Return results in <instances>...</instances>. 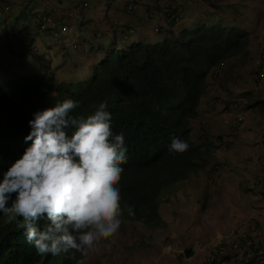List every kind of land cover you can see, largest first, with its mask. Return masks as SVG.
<instances>
[{
  "label": "crops",
  "instance_id": "crops-1",
  "mask_svg": "<svg viewBox=\"0 0 264 264\" xmlns=\"http://www.w3.org/2000/svg\"><path fill=\"white\" fill-rule=\"evenodd\" d=\"M13 1L16 7L0 20V41L16 21L23 19L27 45L34 54L26 53L19 63L6 53L0 60L4 58L9 67H18L21 72L24 68L44 69L37 65L38 60L49 61L57 75L68 72L67 80L73 81L91 74L101 55L94 48L100 46L160 42L170 30L179 32L219 23L239 27L250 37L245 52L230 58L217 82L206 86L198 116L192 122L197 168L160 195L163 202L159 199V225L150 227L127 221L115 234L118 238L108 242L105 253L100 254L99 248L86 257L77 252V264L81 260L84 264H198L208 257L211 248L230 235L243 241L258 237L264 243V67L255 64L264 47L263 12H243L237 0H225L216 7L208 0L189 4L187 0H142L144 6L132 13L125 9L129 0H89L84 9L78 8L82 0ZM156 3L161 8L153 18L150 13ZM170 3L182 4L186 11L182 21L166 31L165 15ZM41 11L69 24L70 31L60 34L59 42L53 35L38 31ZM130 26L136 28L133 35L126 32ZM74 43L79 45L78 50L70 48ZM5 47L1 41L0 49ZM65 49L68 56L64 55ZM81 49L90 53L76 52ZM62 56H66V64L57 68ZM73 62L78 63L65 68ZM10 72L0 71V82ZM215 166L219 167L214 170ZM251 224L259 230L252 231Z\"/></svg>",
  "mask_w": 264,
  "mask_h": 264
},
{
  "label": "trees",
  "instance_id": "trees-1",
  "mask_svg": "<svg viewBox=\"0 0 264 264\" xmlns=\"http://www.w3.org/2000/svg\"><path fill=\"white\" fill-rule=\"evenodd\" d=\"M0 4V20L16 7L13 0H0ZM18 21L7 31L11 35H1L6 47L0 49V58L10 54L17 63L31 51L30 45L21 49L13 46L21 41ZM122 33L127 36L125 30ZM249 42V33L239 27L224 23L199 25L178 33L170 30L160 42L98 46L94 49L101 55L92 67V75L84 80H56L47 73L53 69L49 61L38 60L37 65L45 69L24 68L21 72L18 67L12 68L9 77L0 82V180L31 146L25 137L31 131L29 121L35 113L72 99L79 104L72 114L87 117L106 102L113 135L122 133L128 149L127 161L120 165L124 171L118 185L123 209L119 231L127 221L159 225L160 195L197 168L198 149L190 137V122L198 115L206 76L221 60L244 53ZM63 52L68 56L67 49ZM62 58L57 68L65 66L66 56ZM77 63L65 68L71 69ZM68 131L71 135L72 129ZM173 138L187 142L188 150L170 152ZM129 206L133 209L131 215ZM42 225L44 220L38 222L41 230ZM257 238L250 240L253 243L259 241ZM246 243L241 240L239 246L243 248ZM259 244L248 245L249 250L244 252L251 256L243 264H264V243ZM76 253L75 259L69 258L71 254L38 255L26 241L23 218L0 213V264H77ZM202 264H237V258L221 251Z\"/></svg>",
  "mask_w": 264,
  "mask_h": 264
},
{
  "label": "clouds",
  "instance_id": "clouds-1",
  "mask_svg": "<svg viewBox=\"0 0 264 264\" xmlns=\"http://www.w3.org/2000/svg\"><path fill=\"white\" fill-rule=\"evenodd\" d=\"M88 3L89 0H82L78 8L84 9ZM208 3L214 7L222 4L210 0ZM131 4L137 7L130 9ZM143 6L144 3L137 0L125 3L126 11L131 13L138 12ZM160 8L161 5L154 15L151 9L153 18ZM179 23L167 25L165 22L166 31ZM17 27L21 31V41L14 42L13 46L21 49L27 45L25 20H19ZM135 30L134 26H130L126 32L133 35ZM38 31L53 35L59 42L60 34L70 31V26L52 14L41 11ZM78 47L74 43L70 48L77 50ZM223 60H227L228 65L230 58ZM213 67L206 76V86L217 82L227 66L214 82L209 79ZM55 73L48 72V75L59 81H67L70 77L66 78L64 74L61 80ZM78 107V102L66 99L54 107L35 113L34 119L29 121L31 131L25 137L26 142H32L31 146L26 148L22 157L8 168L3 180H0V213L23 218L26 241L34 246L38 255L71 254L69 258L75 259V253L79 252L86 257L99 242L114 236L122 224V197L118 185L124 171L120 165L127 161L125 137L122 133L113 135L111 113L106 110V102L100 103L94 114L87 117L72 114ZM240 118L242 121L243 118ZM194 119L190 122V137ZM69 129H72L71 135ZM188 148L187 142L173 138L169 151L184 153ZM218 167L215 166L214 170ZM13 194L15 198H12ZM128 213L133 214L130 206ZM40 220L45 221L42 230L38 227ZM255 227L256 230H251L257 232L258 228ZM78 264H84L83 260L78 261Z\"/></svg>",
  "mask_w": 264,
  "mask_h": 264
},
{
  "label": "built area",
  "instance_id": "built-area-1",
  "mask_svg": "<svg viewBox=\"0 0 264 264\" xmlns=\"http://www.w3.org/2000/svg\"><path fill=\"white\" fill-rule=\"evenodd\" d=\"M189 3H196L200 0H187ZM211 2L215 3V4H219L222 1L225 0H210ZM136 5L131 4L130 5V9L131 8H136ZM158 7H160V3L156 4L154 6V8L152 9V14L154 15L157 10ZM168 9L166 11V24L167 25H171L173 23L177 24L181 21L185 7L183 5L180 4H174V3H170L168 6ZM2 14V12H0V15ZM255 64L257 67L261 68L264 67V47L261 50V54L260 57L255 61ZM227 66V60H222L218 65H216L215 67H213V69L210 71L209 73V79L210 81L214 82L215 80L218 79L219 75L221 74L222 69H224ZM259 77H260V73H259ZM241 119V118H240ZM239 119V120H240ZM251 229L252 230H256V227L254 224L251 225ZM240 237L237 238L235 236H228L227 238L223 239L220 244H219V252L221 253V251H224L226 253H230L232 258H237L238 256L240 258H243L245 260H248L250 257L249 255H247L246 257L243 256V253L245 250H249L248 245H251L252 242L251 240H247V243L245 241L246 244L243 245V248H241L239 246V242L241 243ZM257 242L259 243V241L257 240ZM221 255V254H220ZM251 256V255H250Z\"/></svg>",
  "mask_w": 264,
  "mask_h": 264
},
{
  "label": "rangeland",
  "instance_id": "rangeland-1",
  "mask_svg": "<svg viewBox=\"0 0 264 264\" xmlns=\"http://www.w3.org/2000/svg\"><path fill=\"white\" fill-rule=\"evenodd\" d=\"M138 2H141L142 0H137ZM144 1V0H143ZM106 3H108V2H113V1H105ZM237 3H238V6L241 8V10L243 11V12H245L246 10H249V11H253V12H255L257 15H258V12H263L264 13V0H237ZM109 7V6H108ZM107 9V8H106ZM203 25H205V24H203ZM74 49V48H73ZM78 50V49H77ZM35 52V51H34ZM76 52H80V53H90V51L88 50V49H86V50H84V49H81V50H79V51H76ZM32 54H34L33 52L32 53H30V56L32 55ZM36 55H37V59H40V55L39 54H37V52L35 53ZM90 57H91V59H93L94 58V55L93 54H90L89 55ZM43 58V57H42ZM33 62H35V60H33ZM54 67V66H53ZM44 69H45V67H44ZM8 70H12V68L11 67H9V63H7L6 62V60L4 59V58H2L1 59V62H0V71H3V72H5V71H8ZM55 71H56V68H53V69H50V71H49V74H52V73H55ZM45 72H47V70L45 71ZM48 73V72H47ZM57 73H55V75H56ZM65 77L66 78H68L69 77V75H68V73H66L65 72ZM57 77H60V79H63V75L60 73V76H58L57 75ZM65 78V79H66ZM160 200H161V203L163 202V198L162 197H160L159 198ZM127 220H130V219H127ZM135 221H138V220H135ZM154 227L156 226L157 227V225L155 224V225H153ZM152 226V227H153ZM151 227V226H150ZM121 228V227H120ZM258 228V227H257ZM120 230V229H119ZM258 230H259V228H258ZM263 230H264V227H263ZM116 235H117V233H116ZM189 235H187V237H188ZM187 237H185V238H183L182 240H186L187 239ZM118 238V236L117 237H115V235L114 236H112V237H110V238H108L107 240H102L101 242H99V244L97 245V247L96 248H99V251H100V254H103V253H105V251L106 250H108L109 249V245H108V242L109 241H113V240H116ZM219 244H220V242L218 243V245L216 246H214V248H211L210 249V251H209V255H208V257L209 256H212V255H214V254H218V252H219ZM253 245H255L256 247L258 246V245H260L256 240H254V242L252 243ZM91 253V252H90ZM89 253V254H90ZM249 255V254H248ZM243 256L244 257H246L247 256V254L244 252L243 253ZM207 257V258H208ZM249 257H250V255H249ZM206 260V259H205ZM204 260V261H205ZM204 261H202V262H204ZM244 261H246L245 259H243V258H240L239 256L237 257V264H243L244 263ZM202 262H200V263H198V264H202Z\"/></svg>",
  "mask_w": 264,
  "mask_h": 264
}]
</instances>
